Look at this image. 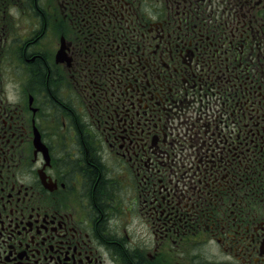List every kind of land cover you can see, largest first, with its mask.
Returning <instances> with one entry per match:
<instances>
[{
  "label": "flooded vegetation",
  "instance_id": "obj_1",
  "mask_svg": "<svg viewBox=\"0 0 264 264\" xmlns=\"http://www.w3.org/2000/svg\"><path fill=\"white\" fill-rule=\"evenodd\" d=\"M209 254L264 264V0H0V264Z\"/></svg>",
  "mask_w": 264,
  "mask_h": 264
},
{
  "label": "rangeland",
  "instance_id": "obj_2",
  "mask_svg": "<svg viewBox=\"0 0 264 264\" xmlns=\"http://www.w3.org/2000/svg\"><path fill=\"white\" fill-rule=\"evenodd\" d=\"M123 188V187H122ZM116 205H121V209L120 211L123 209V206H124V203H119V201H117ZM68 206V203H66V207L64 206V208H60L61 209V212L60 213H66V211L69 209ZM56 210H59L58 207H56ZM141 229H143V225L142 226H135V228H132L131 226H129V231L127 232L125 230V232H127V234H131L133 237L134 240H136L137 242H139L140 244L143 243V240L141 238H138L137 236H142V237H146V235H143V232L141 231ZM209 257V261L210 263L213 261V264H217L218 263V259L217 257H214L213 255L209 254L208 255Z\"/></svg>",
  "mask_w": 264,
  "mask_h": 264
},
{
  "label": "trees",
  "instance_id": "obj_3",
  "mask_svg": "<svg viewBox=\"0 0 264 264\" xmlns=\"http://www.w3.org/2000/svg\"><path fill=\"white\" fill-rule=\"evenodd\" d=\"M44 68V67H43ZM43 70H45V69H43ZM43 79H44V77H43ZM93 171H94V173H97V170L96 169H93Z\"/></svg>",
  "mask_w": 264,
  "mask_h": 264
}]
</instances>
